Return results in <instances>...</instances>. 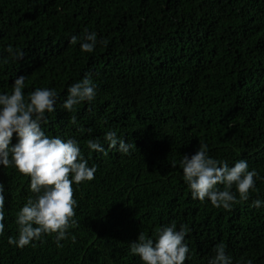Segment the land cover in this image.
<instances>
[{
    "label": "trees",
    "instance_id": "trees-1",
    "mask_svg": "<svg viewBox=\"0 0 264 264\" xmlns=\"http://www.w3.org/2000/svg\"><path fill=\"white\" fill-rule=\"evenodd\" d=\"M85 29L106 45L86 53L68 42ZM8 45L25 58L12 59ZM85 73L95 100L71 113L57 107L43 125L48 135L77 139L97 166L93 180L73 184L75 242L57 247L53 233L22 249L7 243L33 194L29 177L0 166V264H142L130 242L173 221L190 229L185 264H209L221 243L233 264H264V206H252L264 201V179L225 210L193 200L180 166L202 142L211 157L229 166L244 158L264 177V0H0V92L24 75L25 95L55 88L59 104ZM109 130L133 144L129 154L106 143L107 154L89 152L87 140L104 143Z\"/></svg>",
    "mask_w": 264,
    "mask_h": 264
},
{
    "label": "clouds",
    "instance_id": "clouds-1",
    "mask_svg": "<svg viewBox=\"0 0 264 264\" xmlns=\"http://www.w3.org/2000/svg\"><path fill=\"white\" fill-rule=\"evenodd\" d=\"M68 42L78 43L80 51L86 53L107 43L98 39L97 32L88 29L79 36H70ZM5 51L16 61L25 58V52L19 47L14 49L8 45ZM25 81L24 75L16 76L11 90L0 92V166L12 167L29 177L27 188L33 194L16 213L18 236H9L7 243L22 249L41 240L43 235L54 233L57 247H62V240L70 238L75 242L68 231L76 224L73 217L77 200L73 198V184L93 180L97 166L89 163L91 157H85L77 139L48 135L43 125L57 107L71 113L82 102L91 104L96 98L97 86L91 75L85 73L80 80L68 85L66 98L58 104L55 88L38 87L25 95ZM70 123L76 124L74 116ZM88 131L91 133L92 129ZM103 142L99 138H89L87 149L90 153L107 154L106 143L109 149L127 155L133 148L132 143L125 142L114 130L104 133ZM180 166L193 200L203 202L207 199L213 207L225 210L237 203V194L240 201H248L250 190L254 191L257 181L264 179L255 169L249 170L244 158L229 166L227 161L211 157L208 145L202 142L194 154L182 156ZM5 203L6 188L0 182V236L5 234ZM252 206L260 208L264 201L253 200ZM189 232L187 225L182 223L178 227L173 221L162 225L154 236L140 232L137 240L130 242L129 251L138 256L142 264H185L192 259L186 240ZM214 253L209 264H233L223 243L215 246ZM240 264H253V261L242 260Z\"/></svg>",
    "mask_w": 264,
    "mask_h": 264
}]
</instances>
